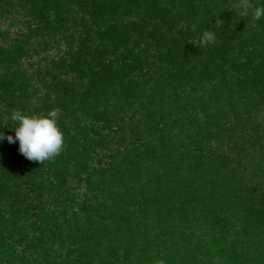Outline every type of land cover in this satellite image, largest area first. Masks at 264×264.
<instances>
[{
  "label": "trees",
  "instance_id": "obj_1",
  "mask_svg": "<svg viewBox=\"0 0 264 264\" xmlns=\"http://www.w3.org/2000/svg\"><path fill=\"white\" fill-rule=\"evenodd\" d=\"M0 12L27 30L0 44V131L14 136L15 111L57 110L63 133L45 162L0 142V264H264V180L244 170L264 141V16H240L238 0H0ZM205 30L216 42L202 47ZM61 43L37 97L20 60Z\"/></svg>",
  "mask_w": 264,
  "mask_h": 264
},
{
  "label": "clouds",
  "instance_id": "obj_2",
  "mask_svg": "<svg viewBox=\"0 0 264 264\" xmlns=\"http://www.w3.org/2000/svg\"><path fill=\"white\" fill-rule=\"evenodd\" d=\"M240 16H247L251 10L253 19L264 16V7H252L250 0H238ZM222 19H217L220 22ZM216 42L215 33L205 30L200 36V45L206 46ZM9 119L16 124L10 129L13 135L5 137L0 131V142L7 139L8 143L19 145V152L30 161L45 162L59 155L63 146V133L57 125V110H51L47 115H26L20 111L13 112Z\"/></svg>",
  "mask_w": 264,
  "mask_h": 264
},
{
  "label": "rangeland",
  "instance_id": "obj_3",
  "mask_svg": "<svg viewBox=\"0 0 264 264\" xmlns=\"http://www.w3.org/2000/svg\"><path fill=\"white\" fill-rule=\"evenodd\" d=\"M20 14V12L19 14L15 12H0V44L2 43L5 36H7L6 40L8 38L21 39V35L26 33L27 30L25 25H23L22 23L23 18H21ZM181 25H183V23L179 22L177 24V27ZM64 48V43H61L59 46L47 45L44 47H38L35 49V53L30 51V53L28 54L29 57H24L20 60V68L24 70L27 77L32 78V87H38L37 97H42L45 91L43 86H41V84L38 82V71H41L43 73L46 69L51 68V60L56 58L59 53L64 50ZM3 73V67H0V74L3 75ZM32 87L30 88L29 92L32 90ZM2 108H0V111H2ZM3 121L6 123L5 119ZM260 121H264V114L257 122ZM237 127L241 129V132L249 129V127H246V124H244L243 122L239 123ZM263 144L264 141L255 142L254 144L250 145L249 148H247V151L244 154L246 155V159L248 162L244 166L245 174L247 175L248 179L253 177L264 180V149H261V145ZM225 150L227 151V148ZM105 153L106 152H104V154ZM72 190H75V193H78L80 195V193L84 191V185L82 184L79 187L73 185ZM52 208H54L53 205H51V209ZM61 219L62 218H59V221H61ZM20 251L21 249L19 248L18 253H20Z\"/></svg>",
  "mask_w": 264,
  "mask_h": 264
}]
</instances>
